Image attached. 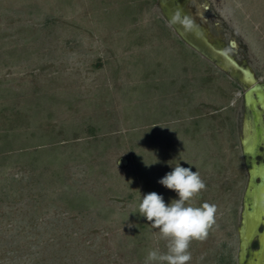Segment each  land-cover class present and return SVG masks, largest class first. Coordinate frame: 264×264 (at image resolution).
<instances>
[{"label":"rangeland","instance_id":"1","mask_svg":"<svg viewBox=\"0 0 264 264\" xmlns=\"http://www.w3.org/2000/svg\"><path fill=\"white\" fill-rule=\"evenodd\" d=\"M185 9L264 85V0ZM168 16L161 0H0V264H145L167 241L139 204L178 199L158 181L179 164L206 185L194 205L217 206L188 264H238L245 89Z\"/></svg>","mask_w":264,"mask_h":264},{"label":"water","instance_id":"2","mask_svg":"<svg viewBox=\"0 0 264 264\" xmlns=\"http://www.w3.org/2000/svg\"><path fill=\"white\" fill-rule=\"evenodd\" d=\"M186 2L161 0L175 32L245 89L243 106L246 115L240 146L247 181L242 198L237 261L238 264H264V85L257 82L248 67L240 65L228 52L207 40L204 30L190 20ZM229 45L234 48L235 43L230 42ZM254 242L256 249L252 248Z\"/></svg>","mask_w":264,"mask_h":264},{"label":"clouds","instance_id":"3","mask_svg":"<svg viewBox=\"0 0 264 264\" xmlns=\"http://www.w3.org/2000/svg\"><path fill=\"white\" fill-rule=\"evenodd\" d=\"M176 192L178 199L165 203L156 192L143 196L139 214L158 229L161 239L167 241V251L151 250L145 264H188L192 241H203L216 224L217 206L204 202L195 206L193 201L206 189L204 181L191 167L175 166L158 181Z\"/></svg>","mask_w":264,"mask_h":264}]
</instances>
